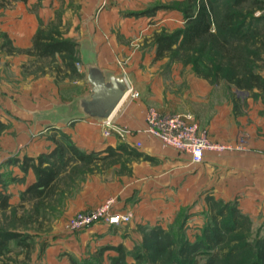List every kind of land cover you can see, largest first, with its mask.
<instances>
[{
	"label": "rangeland",
	"instance_id": "rangeland-1",
	"mask_svg": "<svg viewBox=\"0 0 264 264\" xmlns=\"http://www.w3.org/2000/svg\"><path fill=\"white\" fill-rule=\"evenodd\" d=\"M5 1L11 4V0ZM94 1L98 0H56L55 6H51V18L47 21L40 19L39 30L57 29L63 36L80 41L85 32H88L86 29H90L93 22L96 25V20L100 21L102 18L105 30L100 33L101 35H98L103 40L108 42L109 39L113 43L109 49L112 56L111 66L114 70L124 73L128 82L135 90L139 91L138 101L148 107L155 106L162 111L192 112L193 108L198 106L199 95L196 93L200 90V97L202 99L205 97L208 100L204 107L212 102L224 104L229 101L233 103L234 112L241 113L240 108L246 104L243 94L245 90L221 79L217 83H211L209 79L198 74L192 64H185L180 56L170 53L158 55L155 35L161 32H172L185 24L182 12L175 8L176 2L181 0H104L105 2H102V6L97 8L93 16L80 13L84 5L90 2L94 3ZM41 3L42 1L38 0L35 9H39ZM103 6H106V10L113 8L115 13L108 12L101 17L98 12ZM153 10L154 14H149ZM254 14L256 16L264 15V9L257 8ZM258 25L262 33L257 36L256 43L261 45L264 42V18ZM1 34L2 32H0V37H4V34L2 36ZM3 40L9 53L17 56L15 59L18 70H13L11 67V71L8 72V66H4V70L0 67V86L5 81L10 86L14 85L19 94L17 99L11 101L13 104L11 106H15L17 109L6 107L0 111V117L4 120L3 131L0 132V161L6 154L15 156L19 151L18 140L24 135H39V128H43L38 124L39 120L43 119L40 110H29V105L25 104L24 91H28L25 89V85L33 81L35 88H32L35 90V97L37 100L40 99L39 103L41 104L38 107L42 108L46 106L42 103L54 101L50 91L45 89V85L53 84L52 89L56 91V94L67 96L68 91L72 93L70 89L73 86L76 87L75 79L80 77L79 70L82 66L80 52L79 58L76 60L77 76L67 67L60 55L40 58L38 55L31 54L28 48L9 46L7 38ZM78 49L80 50V45H78ZM261 54H263L262 59L257 60L255 66L256 70L264 75V51ZM198 78L201 79L200 84ZM204 80L211 87L204 85ZM80 81L83 80L80 79ZM235 98L240 104L238 109H235ZM35 102L37 101L35 100ZM3 105L6 106V104ZM200 106H203L202 103ZM26 118H33L34 123L31 121L28 124L24 120ZM49 132L46 130L47 134ZM71 159L73 160L71 161ZM93 159L77 161L74 157H68L64 164H60L56 194L41 205L39 212L34 210L35 200L21 201V190L17 189L15 185L12 186L13 183L9 184V187H13L10 188L13 189L11 191L13 206L6 211L0 210V223L30 234L33 247L29 254L20 246L15 247L13 244L12 251L5 256H0L1 263L5 259L11 263L17 261L26 264H72V259L75 258L79 261L88 260L87 262L90 264H111L110 256L114 253L104 252L102 254L100 246L113 240L118 242L123 234L137 231L141 236L139 239H131L130 244L133 245V249L135 243L142 237L141 225L160 223L164 227H169L176 223L179 216L183 218L185 214L190 216L188 219L186 218L188 221L185 229L188 236L193 239L199 227L208 217L210 207L214 206L217 209L223 203L228 202H237L239 208L246 215L240 219L241 223L237 226L238 232H229L226 235L225 242L218 249L217 264H246L244 260L248 258L250 252L240 245L244 241L236 239L235 236L243 233L246 240L251 241L257 231L262 229L264 232V206L263 208H247L241 201L244 192L225 199L216 197L207 188L200 192H171L166 200L169 203L167 213L159 214L158 210L157 212L154 210L151 215H147L153 219L152 222L147 223H139L135 217L134 219L132 217L129 223L121 224L120 228L115 229V234L117 230H120L121 236L117 239L99 234L97 231L91 230L90 227L78 231L72 230L69 225L70 220L83 209L71 213L73 210L71 205L74 204V199L84 188L88 177L98 173L105 180H111L127 174L130 170L127 166L129 158L126 156L109 155L97 161ZM5 173L12 176V171L10 172L9 169ZM211 196L220 200L215 202L209 199ZM110 198L117 202V198L110 196L101 203ZM134 200H136V196L133 198ZM128 260L134 261V257L130 255Z\"/></svg>",
	"mask_w": 264,
	"mask_h": 264
},
{
	"label": "crops",
	"instance_id": "crops-1",
	"mask_svg": "<svg viewBox=\"0 0 264 264\" xmlns=\"http://www.w3.org/2000/svg\"><path fill=\"white\" fill-rule=\"evenodd\" d=\"M41 1L39 9H35L38 0H11V4L5 0H0V32L4 34V37H0V67L3 70L4 66H8V72L11 71V67L13 70H18L15 59L17 56L9 53V49L7 50L5 47L4 38H7L6 41H8L9 46L28 48L32 54L33 39L39 30L40 19L47 21L51 18V6H55L56 0ZM102 2L105 1L98 0L94 3H87L82 7L80 13L93 16ZM114 11L113 8L106 10V6H103L98 14L102 17V15ZM103 21L102 18L100 21L96 20V25L92 21L93 24H89L91 25L90 29H86L88 32H85L82 40L78 41L82 66L79 70L80 77L75 79L76 87L73 86L74 88L70 89L72 93L68 91L67 96H60L52 89L53 84L46 83L45 89L50 91L54 101L42 103L46 106L41 108L38 107L41 106L40 99L37 100L35 97L33 81L28 82L25 85L26 87L24 86L28 90L24 91L25 104L29 105V110H40L43 119L42 121L39 120L38 124L43 128H39V135H24L18 140L19 151L16 152L15 156L6 154L1 158V172L9 169L10 172L12 171V176L18 177L17 180L13 181L12 186L15 185L17 189L22 191L35 183L37 178L32 168L24 172L19 164L9 163L10 158L22 159L25 155L38 157L40 154H49L56 150L58 143L63 142L66 145L68 141H71L87 153L95 152L94 157L96 159H93L94 161L109 156L108 147H112L113 155L129 158L127 166L130 169L127 174L111 180H105L98 173L90 175L84 188L74 199V204L71 205L73 208L71 213L82 209H90L101 203L105 198L114 196L117 198L115 209L118 211H131L133 219L135 217L137 222L147 223L152 222L153 219L149 216L154 210L156 212L158 210L159 214L167 213L169 203L166 200L171 192H200L206 188L211 190L216 197L225 199H230L239 192H244V197L241 199L243 205L247 208H263L264 92L257 90L259 96L254 97L250 95L249 91L245 90L243 94L246 104L240 108L241 113L239 114L234 112L233 103L229 101L224 104L212 102L204 107L208 100L205 97L203 99L200 97V90L196 93L199 95V103L197 107L193 108L192 112L196 115L200 124L208 129L212 140L237 144L241 135L246 137L245 145L240 149L225 150L223 152L207 151L204 161L200 164L192 163L189 154L164 146L157 137L146 131L148 106L138 101L140 97L124 99L110 118L114 123L129 127L134 131V135L126 140L120 138L117 134L105 135L104 121L98 118L67 119L64 117L62 112L71 110V105L75 99L87 97L90 94L91 84L87 80V68L84 58H88V62L97 63L107 73L124 74L114 70L111 66L112 56L109 49L113 43L109 39L108 42L103 40L98 35L105 30ZM80 79L83 81L81 82ZM198 79L200 84L201 79ZM203 84L211 87L206 80L203 81ZM15 88L14 85L6 84L5 81L1 84L0 111H3L6 107H11L13 110L17 109L15 106H11L13 105L11 101L17 99L19 94ZM199 89H201V86H199ZM201 103L203 106H200ZM3 104H6V106ZM24 120L28 124L31 121L34 123L33 118ZM46 130H49L50 134H47ZM61 132L66 133L67 138L62 137ZM53 134L56 135L53 136ZM137 141H140L142 145L135 146ZM122 142L128 143L127 147L120 148L119 145ZM68 156L72 157L70 151L66 153L63 162L57 160V165L64 164ZM74 158L77 161L80 160L75 156ZM54 159L56 158L54 157ZM11 187H9L10 192L13 191V189H10ZM135 196L136 200L133 201ZM148 214L150 215L147 216ZM120 226L121 224L109 225L99 222L90 228L99 234L106 235V237L117 239L121 235L120 230H117L115 234V229L120 228ZM140 236V232L131 231L123 234L118 242L113 240L104 245L122 243L126 248L132 249L131 239H139ZM105 252L117 253L114 249H108Z\"/></svg>",
	"mask_w": 264,
	"mask_h": 264
},
{
	"label": "trees",
	"instance_id": "trees-1",
	"mask_svg": "<svg viewBox=\"0 0 264 264\" xmlns=\"http://www.w3.org/2000/svg\"><path fill=\"white\" fill-rule=\"evenodd\" d=\"M175 8L182 12L185 24L172 32L155 35L159 56L165 53L180 56L185 64H192L198 74L213 84L220 79L225 80L239 89L249 91L254 97L259 96L258 91L264 92V75L255 66L257 60L262 59L261 53L264 51V42L261 45L256 43L257 36L262 33L258 23L264 15L254 14L255 9H264V0H181L176 2ZM149 14H154V10ZM78 45V41L63 36L57 29H40L34 35L32 54L40 58L60 55L67 67L78 76ZM234 101L235 109H238V99ZM3 127L4 122L0 118V132ZM60 135L67 136L64 132ZM127 144L122 142L119 147H127ZM69 151L72 157L86 161L92 160L95 154L87 153L74 142L68 141L66 145L58 143L56 150L49 154H40L38 157L25 155L22 159L12 157L8 160L9 163L19 164L24 172L30 168L34 170L36 182L22 190L20 196L21 201L35 200L36 212L56 194L60 173L57 160L63 162ZM108 151L113 155L112 147H108ZM17 179L16 176L0 172V210L12 208L9 184ZM209 199L215 202L220 200L215 196ZM208 213L193 239L185 229L186 218L190 217L185 214L169 227L160 223L141 225L142 237L131 250L122 243L108 244L100 246V253L108 249L116 250L117 253L110 256L111 264H217L218 249L225 242L226 235L238 232L240 219L246 214L237 202L223 203L217 209L211 206ZM30 238V234L0 223V256L12 251L13 244L30 254L33 247ZM235 238L243 240L240 245L250 252L244 260L246 264H264L262 229L253 235L251 241H247L243 233ZM130 255L134 261L128 260ZM2 261L0 264H26L17 261L11 263L5 259ZM87 261L73 258L72 264H90Z\"/></svg>",
	"mask_w": 264,
	"mask_h": 264
},
{
	"label": "built area",
	"instance_id": "built-area-1",
	"mask_svg": "<svg viewBox=\"0 0 264 264\" xmlns=\"http://www.w3.org/2000/svg\"><path fill=\"white\" fill-rule=\"evenodd\" d=\"M139 96V91L128 82V91L124 99ZM146 122V131L150 135L157 137L164 146L189 154L194 164L202 163L207 151L223 152L240 149L246 141L244 135L239 137L237 144L212 140L208 130L202 127L191 111L165 112L150 106L147 108ZM104 129L105 135L117 134L124 140L134 135V131L129 127L116 124L111 119L104 121ZM141 145L140 141L135 142V146ZM115 203V200L110 198L94 208L77 212L69 222L70 228L78 231L99 222L109 225L129 223L133 217L132 212L118 211L115 209Z\"/></svg>",
	"mask_w": 264,
	"mask_h": 264
},
{
	"label": "water",
	"instance_id": "water-1",
	"mask_svg": "<svg viewBox=\"0 0 264 264\" xmlns=\"http://www.w3.org/2000/svg\"><path fill=\"white\" fill-rule=\"evenodd\" d=\"M87 80L91 84L87 97L75 99L71 110L62 112L65 118H98L107 121L124 100L128 91V81L124 74H110L95 62L84 58Z\"/></svg>",
	"mask_w": 264,
	"mask_h": 264
}]
</instances>
